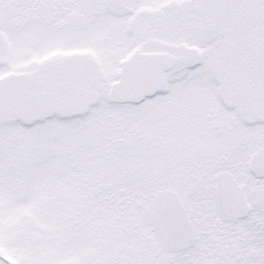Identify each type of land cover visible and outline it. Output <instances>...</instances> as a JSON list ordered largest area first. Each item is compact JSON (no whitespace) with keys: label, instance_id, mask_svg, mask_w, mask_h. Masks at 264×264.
I'll return each mask as SVG.
<instances>
[{"label":"snow or ice","instance_id":"1","mask_svg":"<svg viewBox=\"0 0 264 264\" xmlns=\"http://www.w3.org/2000/svg\"><path fill=\"white\" fill-rule=\"evenodd\" d=\"M0 264H264V0H0Z\"/></svg>","mask_w":264,"mask_h":264}]
</instances>
